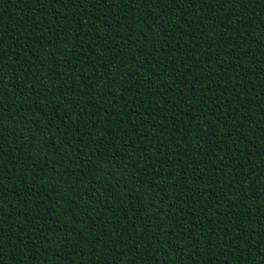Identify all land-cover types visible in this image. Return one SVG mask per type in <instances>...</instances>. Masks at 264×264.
I'll use <instances>...</instances> for the list:
<instances>
[{
  "label": "trees",
  "instance_id": "1",
  "mask_svg": "<svg viewBox=\"0 0 264 264\" xmlns=\"http://www.w3.org/2000/svg\"><path fill=\"white\" fill-rule=\"evenodd\" d=\"M0 264H264V0H0Z\"/></svg>",
  "mask_w": 264,
  "mask_h": 264
}]
</instances>
